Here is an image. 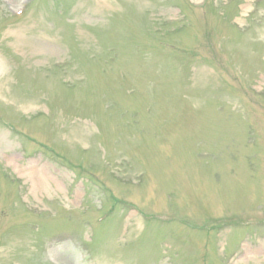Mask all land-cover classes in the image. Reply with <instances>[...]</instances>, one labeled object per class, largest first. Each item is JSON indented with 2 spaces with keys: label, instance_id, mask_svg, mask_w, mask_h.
Segmentation results:
<instances>
[{
  "label": "rangeland",
  "instance_id": "374dc122",
  "mask_svg": "<svg viewBox=\"0 0 264 264\" xmlns=\"http://www.w3.org/2000/svg\"><path fill=\"white\" fill-rule=\"evenodd\" d=\"M0 264H264V0H0Z\"/></svg>",
  "mask_w": 264,
  "mask_h": 264
}]
</instances>
